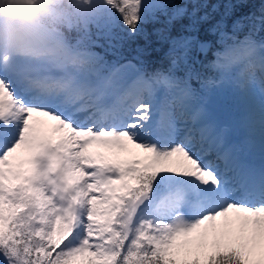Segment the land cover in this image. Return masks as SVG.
<instances>
[{
  "label": "snow or ice",
  "instance_id": "6c2138e0",
  "mask_svg": "<svg viewBox=\"0 0 264 264\" xmlns=\"http://www.w3.org/2000/svg\"><path fill=\"white\" fill-rule=\"evenodd\" d=\"M23 2L31 0L0 5ZM80 4L87 28L84 73L75 80L0 55V264H264V155L256 164L244 143L209 120L188 79L149 76L139 55L109 63L95 51L122 48L151 10L171 8L157 33L171 45L173 66L190 68L193 51L210 47L199 38L207 25L223 50L210 65L219 79L205 84L232 82L258 97L264 136V42L253 38L264 30V9L235 21L230 34L225 20L198 15L206 7L199 5L185 34L171 36L186 7ZM153 83L165 85L171 101L155 100Z\"/></svg>",
  "mask_w": 264,
  "mask_h": 264
},
{
  "label": "trees",
  "instance_id": "16d2710c",
  "mask_svg": "<svg viewBox=\"0 0 264 264\" xmlns=\"http://www.w3.org/2000/svg\"><path fill=\"white\" fill-rule=\"evenodd\" d=\"M151 2L161 4L172 3L180 7H186L187 11L184 16L172 23L171 36L185 34L183 33L182 25L188 22V14L191 13L192 9L199 5H206V7H201L198 15H203L205 12L211 13L213 23L217 20H225V30L230 34L232 32V24L235 21L252 15L259 17L262 14V9H264V0H151ZM214 8L215 10H213ZM172 11L173 9L171 8L167 10H151L147 19L141 25L142 32L138 35L128 37L122 48L109 49L107 51L97 48L95 51L99 52L108 62L116 61L122 55L126 59H130L136 63L133 57L139 55L140 59L143 61L144 70L149 76H153L162 71L175 73L178 70L184 72L187 69L192 71L193 76H196L198 79L214 76L217 71L210 67L213 63L212 53L222 44L219 42L218 33H212L206 30L207 25L201 30L199 38L202 42L208 43L210 47L203 52L199 50L193 51L192 55L195 56L197 62L193 63L189 60L188 64L191 66L190 68L186 66L183 61L173 66V56L169 54L171 45L168 41L160 39L157 33L158 29L165 27L164 22L168 19ZM90 28L94 31L95 25L90 26ZM62 31L65 35V39L68 41H75L77 44L83 46V33L85 31L83 21L74 23L73 18H70L62 25ZM248 31L249 28L245 25L236 33L237 38H242ZM145 34L151 43H148V40L145 39ZM138 49H144V52L138 53Z\"/></svg>",
  "mask_w": 264,
  "mask_h": 264
},
{
  "label": "clouds",
  "instance_id": "9594fccd",
  "mask_svg": "<svg viewBox=\"0 0 264 264\" xmlns=\"http://www.w3.org/2000/svg\"><path fill=\"white\" fill-rule=\"evenodd\" d=\"M80 0H35L0 5V51L18 53L34 73L71 82L84 73L81 58L65 44L62 25L83 21ZM84 29L87 25L83 21Z\"/></svg>",
  "mask_w": 264,
  "mask_h": 264
},
{
  "label": "rangeland",
  "instance_id": "374dc122",
  "mask_svg": "<svg viewBox=\"0 0 264 264\" xmlns=\"http://www.w3.org/2000/svg\"><path fill=\"white\" fill-rule=\"evenodd\" d=\"M27 3L25 2L24 4ZM34 3L35 0H31V3L28 4ZM253 38L258 43L264 42V30L255 33ZM65 44L74 57L81 58L79 51L83 46L77 44L75 41H68L67 39H65ZM222 50L223 45L212 53L213 62L216 59L215 53ZM11 54L19 55L14 51ZM127 60L130 59L120 60V63H126ZM159 73L168 74V72L164 71ZM188 73L189 70L187 69L184 72L178 70L174 74L180 79H188L191 87L196 90L197 99L195 103L198 104L199 110L212 122L221 124L227 130L228 135L232 137L231 140L235 142L244 140L246 142L244 144L247 147V152H257L258 154L256 155L262 157L264 155V153L261 154L264 136H262L260 127L259 98L245 96L242 94V90L232 82L205 84V81L208 80H218V72L214 76H209L205 79H198L193 74L189 77ZM164 90L165 86L163 84H152V95H154L155 99H161ZM242 119H244V122L241 121ZM249 154L248 156H250Z\"/></svg>",
  "mask_w": 264,
  "mask_h": 264
},
{
  "label": "bare ground",
  "instance_id": "6f19581e",
  "mask_svg": "<svg viewBox=\"0 0 264 264\" xmlns=\"http://www.w3.org/2000/svg\"><path fill=\"white\" fill-rule=\"evenodd\" d=\"M25 3V2H24ZM28 4V3H27ZM0 55H3V56H5V57H7V56H9V55H11L12 57H14V58H19L20 60H21V57L19 56V55H15V54H9V53H7V52H4V51H0ZM22 61V60H21ZM165 86V85H164ZM153 96V98H154V95H152ZM155 99V98H154ZM155 100H157L160 104H164V102H165V100H169V101H171V93H170V91L167 89V87L165 86V90H164V93L162 94V96H161V99H155ZM243 105V104H242ZM173 111H174V113L177 115V117H179L180 116V113H181V109H180V107L178 106V105H173ZM246 112V111H245ZM246 114V113H245ZM183 119H189V116L187 115V114H185L184 115V117H183ZM259 120V119H258ZM242 122H244V119H242L241 120ZM252 125V124H251ZM249 126V125H248ZM250 131V130H249ZM261 132V131H260ZM229 136V138L231 139L232 137L230 136V135H228ZM238 143H245L246 144V142L244 141V140H242L241 142H238ZM248 153H250L249 155V157L252 159V161L253 162H255L256 164H259L260 162H261V159H262V157L261 156H258V155H256V154H258L257 152H253V153H251V152H248ZM261 154H262V152H261Z\"/></svg>",
  "mask_w": 264,
  "mask_h": 264
}]
</instances>
